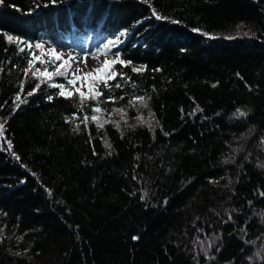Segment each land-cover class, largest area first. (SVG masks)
<instances>
[{"label": "trees", "instance_id": "16d2710c", "mask_svg": "<svg viewBox=\"0 0 264 264\" xmlns=\"http://www.w3.org/2000/svg\"><path fill=\"white\" fill-rule=\"evenodd\" d=\"M108 39L95 93L32 75ZM0 124V264H264V0H0Z\"/></svg>", "mask_w": 264, "mask_h": 264}, {"label": "rangeland", "instance_id": "374dc122", "mask_svg": "<svg viewBox=\"0 0 264 264\" xmlns=\"http://www.w3.org/2000/svg\"><path fill=\"white\" fill-rule=\"evenodd\" d=\"M241 31H242L241 28L238 27L235 30L229 33H226L224 35L225 36L239 35ZM114 41H117V38ZM112 42L113 40H105L101 44L96 45L97 46L96 48H98L97 51L92 52V53H86V54L79 53L75 50L54 49L57 54L63 55V59H68L69 56L75 58V60L71 61L72 67L73 69H75L77 65L79 66V68L81 69V72L78 73L77 75H79L81 78L76 81L74 86L68 84V80L72 79V76L70 74L65 75V76L53 75L52 78L49 79V81H51L52 84L64 86V90L66 94H69L72 92V90H76V89L80 90L79 93L81 92L84 93V96H88L92 93H95L96 88H97L96 79L97 78L103 79L111 74L109 65L111 61L116 58V54L112 52L109 53L106 50L111 47ZM106 44L109 45L107 49L104 48V45ZM38 50H39V53L36 55L40 57V59L34 60L33 61L34 64L32 63V67H33L34 72L41 75L44 69L37 66L35 64V61L36 62L40 61L41 63V60L49 58L47 55H45V53L52 49H50V47L46 45H43V47ZM51 59H55V57L53 56L51 57ZM105 60L109 61L108 65H104ZM60 63H62V60L58 62V65ZM37 69H39L40 71H36ZM93 69H101V70L99 72H94L92 76L84 77L83 73L91 72ZM48 72L51 73L53 71H48ZM41 77L47 78V76H44V75H41ZM57 77H63L67 81L66 83L68 85H65L63 83H58ZM58 88L61 91V88L60 87ZM121 115L122 114L119 112L106 113L101 110L100 112H96L94 116H96L97 119L100 121H107L111 119H119L121 118ZM126 119L127 117L125 116V113H123V120H126Z\"/></svg>", "mask_w": 264, "mask_h": 264}, {"label": "snow or ice", "instance_id": "6c2138e0", "mask_svg": "<svg viewBox=\"0 0 264 264\" xmlns=\"http://www.w3.org/2000/svg\"><path fill=\"white\" fill-rule=\"evenodd\" d=\"M53 3H55V0H52ZM157 18H160L159 16ZM245 35H247V33H245ZM8 40L9 41H14L16 43H21V44H24L25 47H22L20 49V51H25L26 49H31L33 47V45H30L28 44L27 42L25 41H22L20 40L19 38L17 37H13L11 35L8 36ZM35 48L37 49H41L43 46L40 45V44H36L34 46ZM109 47V45H104V48L107 49ZM31 56H32V59L33 60H36V59H40V57H38L36 55V53H30ZM45 55H47L49 57V60L45 61V60H41V63H51V57H55L56 60H62V63H60L59 65L57 66H54L53 68V72H48V69L45 68L43 70V72L41 73V75H44V76H47L48 79H51L53 75H60V76H65V75H71L72 76V79H69L68 80V84L70 85H75L76 81L79 80L81 77L79 75H77L78 73L81 72V69L79 68V66L77 65L75 69H73L72 67V63L71 61L75 60L74 57H71L69 56L68 59H63V55L62 54H57L55 52L54 49L52 50H49L48 52L45 53ZM117 55V61H119V56H118V53L116 54ZM117 61H112L111 63L112 64H115ZM121 64H124L125 62L124 61H119ZM130 63V62H128ZM109 64V61L108 60H105L104 61V65H108ZM29 66L31 68L32 66V60L29 61ZM103 67V65H102ZM101 69H93L91 72H87V73H83L84 77H88V76H92L94 72H99ZM133 71H142L143 69L142 68H133L132 69ZM36 71H40L39 69H37ZM33 76L36 75V72H33L32 73ZM117 73L115 72H112L110 75L107 76L106 79L103 80V83L105 84V86H108V80H113L115 79ZM37 87H39V85H37ZM57 87H60L61 88V91L59 92V95L61 96H64L66 95L65 93V90H64V86L62 85H57ZM115 87H120V84H116ZM21 88L23 89V86H21ZM36 91V89H33V92H29L28 95H32L34 92ZM77 92H79L80 90L79 89H76ZM71 93H69L70 95ZM102 93L100 92H97L95 94V96L91 97L92 99H96L98 96H100ZM81 97L84 95V93H80ZM17 100H20V95L18 94L17 97H16ZM109 100H114L113 97H109L108 98ZM120 99H123V97H120ZM137 102L141 103V104H144V97H137V98H134L133 100H130L129 103L130 104H133L135 105ZM18 106V105H17ZM146 106V104H145ZM94 112H100L101 109L99 108V106L97 105L94 109H93ZM114 111L116 112H119L121 113V119H123V113H124V110L123 109H115ZM237 112L239 113V115L243 116L245 115V113L241 112L239 109L237 110ZM92 119L95 121L97 120V117L96 116H93ZM137 119H140V117H137ZM88 120V117H84V121H87ZM104 122H108V121H104ZM117 126H119V122H116ZM98 126L100 127H103V123H100ZM3 129V124H0V131H2Z\"/></svg>", "mask_w": 264, "mask_h": 264}]
</instances>
